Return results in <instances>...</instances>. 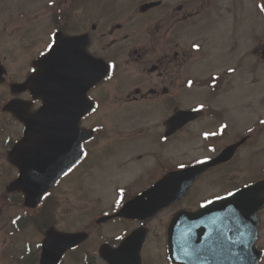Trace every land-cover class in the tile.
<instances>
[{"label":"flooded vegetation","instance_id":"obj_1","mask_svg":"<svg viewBox=\"0 0 264 264\" xmlns=\"http://www.w3.org/2000/svg\"><path fill=\"white\" fill-rule=\"evenodd\" d=\"M159 1L158 6L146 11H130L125 24L113 23L110 38L105 31L98 34L103 28L101 20L91 22L88 29L83 15L74 22V13H49L53 26L48 42L32 59L24 77L14 74L17 70H12L0 51V264H40L44 241L54 229L89 234L85 242L65 253L60 264H72L67 259L78 256L79 264H107L101 259L100 247L105 243L117 248L138 229L145 231L140 251L142 264H172L167 256L168 226L176 212L197 210L239 186L264 178L261 172L246 178L248 161L244 163L246 155H242L238 174L244 181L227 188L225 178L236 172L229 167L245 148L242 146L234 159L205 171L182 201L155 216L112 217L133 196L149 189L169 172L181 169L179 164L189 166L212 159L247 135L244 117L237 121L239 116L235 118L229 106L216 102L229 91L231 78L241 74L246 64L245 50L237 66H224L229 60L215 59L203 36L209 26L200 25V21L190 23L200 13L212 11H204L199 5L188 11L184 1L176 4ZM210 3L211 0H207V5ZM242 7L245 4H240ZM241 13H246V9ZM30 14L18 13L17 22L31 24ZM151 16L157 19L149 20ZM145 21L146 28L142 29ZM73 24L77 28H70ZM124 30L127 33L121 34ZM57 31L66 35H88V51L101 60L98 64L102 69L108 68V73L92 86L82 85L66 61L68 57L77 58L83 46H74L63 55L59 53L58 57L67 66L68 80L63 88L58 82L51 83L52 110L70 111V97H78L83 92L85 98L79 100V108H86L87 103L94 107L82 117L79 126L94 133L91 139L82 141L81 148L79 146L78 152L83 153L81 159L54 183L36 207H28L19 187L22 154L18 149L22 145L24 124L18 114L23 100L31 101L32 111L39 110L42 101L34 100L29 91H22L18 86L33 73L34 60L48 50L47 45L54 42ZM5 32L6 28H0L1 35ZM241 37L244 43L245 36ZM192 110L197 111L193 120L169 123L177 112ZM93 169L97 185H89L91 179L87 180ZM199 184L201 187L195 191ZM210 188L227 190L207 193ZM121 190L124 203L117 206L115 201ZM205 193L210 196L198 200ZM195 200L197 203L193 204ZM71 218L82 224L69 227L67 223ZM117 236L123 239L117 240ZM256 247L258 264H264V209L259 212ZM204 248L214 257L215 249L209 240ZM156 252L161 255V261L157 260ZM211 261L213 259L195 258L196 264Z\"/></svg>","mask_w":264,"mask_h":264},{"label":"water","instance_id":"obj_2","mask_svg":"<svg viewBox=\"0 0 264 264\" xmlns=\"http://www.w3.org/2000/svg\"><path fill=\"white\" fill-rule=\"evenodd\" d=\"M156 4H145L141 8L146 10ZM68 40L69 45L88 42L84 36L61 34L57 37L56 43L59 42L62 47L58 48L56 53L51 56L45 54L36 63L39 68H44L43 74L38 78L36 74H33L22 86L23 89L28 87L33 90L34 85L39 83L40 86L34 89V94L44 99V106L36 112L39 114L35 119L32 117L36 113L24 109L26 131L21 143L23 145L21 154L26 165L23 189L30 203L34 201L37 203L40 200L63 170L74 162L70 154L77 155L75 151L79 149L81 141L91 136V133L87 132L88 135L85 137L84 130L79 129L78 123H66L68 114L74 113L75 108L70 111L52 110L51 83L63 77H65V83L67 80V69L63 63L60 65L57 53L68 47L64 43ZM98 76L92 75L87 81L94 80L93 82H95L98 80ZM71 104L75 105L73 102ZM90 108L91 105L88 103L86 109L82 108L78 113L79 116L84 115ZM184 114L188 120L190 118L188 115L192 113L185 112ZM241 143L226 148L218 158L211 162L169 173L152 188L126 203L120 215L128 218H150L159 210L182 200L192 183L206 168L229 160ZM53 149L59 150L56 157L52 156L56 152ZM258 184L264 185V180L249 186L255 187ZM241 190L247 191V188L244 187L234 192L237 193V198L227 196L203 206L198 211L182 210L174 216L169 227V257L172 262L196 264L195 258H198L200 261L213 259L209 264H258L255 239L258 212L264 207V202L241 201L238 198ZM53 233L66 239L53 247L50 243V236ZM138 233H133L125 240L128 241V244L124 250V257H120L121 264L142 263L140 245L145 234ZM86 238L87 234L82 232L60 233L54 231L49 233L41 264H58L67 249L76 246ZM208 240L215 249L214 257L204 248V244ZM106 247L107 244L101 247L103 257L106 253H103V249Z\"/></svg>","mask_w":264,"mask_h":264},{"label":"rangeland","instance_id":"obj_3","mask_svg":"<svg viewBox=\"0 0 264 264\" xmlns=\"http://www.w3.org/2000/svg\"><path fill=\"white\" fill-rule=\"evenodd\" d=\"M61 1L66 3V0H0V28L7 29L3 35L0 34V41L3 44V49L0 51L2 55L6 56L12 70H17L14 74L18 77L26 75L32 59L47 44L53 26L49 13H62ZM145 1L147 0H81L73 11V21L78 22L79 16L83 15L87 28L91 29V22L101 20L103 28L98 31V34L105 31L110 38L109 32L114 27L112 24L115 22L125 24L131 15L129 12L139 10ZM181 1L185 2V8L188 11H192L197 5L204 11H212V13H200L199 17L191 19L190 23L200 21V25L209 26L203 36L207 41L210 54L214 55L215 59L229 60L223 64L224 66L225 64H228L229 67L237 66L239 58L245 50L246 64L241 68V74H237L235 79L231 78L229 91L216 100L219 105L229 106L232 115H235V118L239 116L237 121L244 117L245 133L252 136L251 141L247 143L229 167L230 170H236V172L225 178L227 188L239 185L244 181V178L238 174L241 171L239 164L242 155H246L243 162L248 161L246 178L259 175L260 172L264 175V123H262L264 121V58L261 52L264 48V8L263 12L258 8V0H211L209 5H207V0H168L169 3L175 4ZM260 1V4L264 5V0ZM240 4H245V7L240 8ZM63 6L66 8L65 5ZM245 9L246 13H241ZM18 13H31L28 20L32 19V23L19 24L16 20ZM112 15L114 17L109 18ZM156 19V16L149 18V20ZM145 25L146 21L142 29L146 28ZM139 26H142L140 19ZM81 27L80 24L79 29ZM70 28H77V25L73 24V27ZM123 33H127V30L121 34ZM242 35L245 36L244 43H242ZM188 157L192 156L188 155ZM183 159L185 160L186 156ZM94 171L93 169L88 174L92 178L87 175V180L91 179L89 185L98 184L94 179L97 175ZM206 181L211 182L210 179H206ZM200 187L201 184L197 185L195 191ZM218 190L220 193L227 189L210 188L207 193H216ZM209 196L205 193L198 200ZM195 203L197 200L193 204ZM80 224L82 222L73 218L67 223L71 228L78 227ZM150 243L154 245L153 241ZM160 257L161 255L157 254V260L161 261ZM69 260L72 261V264L81 262L79 256L67 259V261Z\"/></svg>","mask_w":264,"mask_h":264},{"label":"snow or ice","instance_id":"obj_4","mask_svg":"<svg viewBox=\"0 0 264 264\" xmlns=\"http://www.w3.org/2000/svg\"><path fill=\"white\" fill-rule=\"evenodd\" d=\"M69 47V40L64 42ZM62 45L57 43H49L47 45L48 53L47 56H51L52 54L56 53V50L58 48H61ZM194 47L198 48L197 45H194ZM41 55H45V53H41ZM46 56V58H47ZM67 64L70 66L72 72L79 77V80L81 82H86L90 76L92 75H107V69H102L101 66L98 64L97 61L93 60L89 55L86 47L83 48V52L77 57V58H67ZM109 67H114V65H109ZM32 72L37 75V78L43 74L44 68L40 67L39 70L37 68H33ZM189 86H191L192 82L189 81ZM202 107V106H201ZM39 113H36L35 116L32 117V119H35L36 116H38ZM184 119H186V114L177 112L174 116L171 117L169 123H179L182 122ZM264 123V121H262ZM226 127V126H225ZM251 131V129H249ZM18 150H23V145L20 146ZM205 161H197V163H204ZM179 167L181 169L185 168L186 165L181 163L179 164ZM247 188V191H239L238 198L241 201H250V200H256L260 202H264V185L258 184L255 187L245 185ZM229 196H233L234 198H237V193L229 192ZM124 203L123 199V190L120 191L119 198L115 201V204L117 206H120ZM210 203V201H209ZM66 239L63 236H60L56 233H53L50 236V243L53 247H56L61 241ZM117 240H122L123 238L120 236L116 237ZM128 244V241H124L120 244L118 248L115 250H112L110 252H106L104 259L108 261V264H121V254L125 250L126 246Z\"/></svg>","mask_w":264,"mask_h":264},{"label":"trees","instance_id":"obj_5","mask_svg":"<svg viewBox=\"0 0 264 264\" xmlns=\"http://www.w3.org/2000/svg\"><path fill=\"white\" fill-rule=\"evenodd\" d=\"M74 2H73V0H69V4H73Z\"/></svg>","mask_w":264,"mask_h":264}]
</instances>
